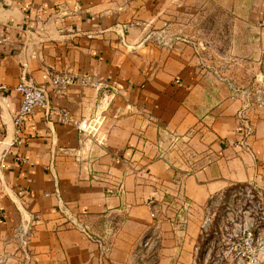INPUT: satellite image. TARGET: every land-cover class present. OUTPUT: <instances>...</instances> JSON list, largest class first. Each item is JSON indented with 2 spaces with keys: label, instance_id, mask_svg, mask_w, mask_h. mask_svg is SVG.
I'll return each instance as SVG.
<instances>
[{
  "label": "crops",
  "instance_id": "crops-1",
  "mask_svg": "<svg viewBox=\"0 0 264 264\" xmlns=\"http://www.w3.org/2000/svg\"><path fill=\"white\" fill-rule=\"evenodd\" d=\"M175 1L0 0V264H131L139 240L160 227L156 264H192L209 200L237 183L264 185V110L245 109L250 151L235 147L245 100L191 46L154 40ZM250 13L264 18V7ZM56 73L100 84L58 94ZM22 80L46 85L50 114L36 107L18 145Z\"/></svg>",
  "mask_w": 264,
  "mask_h": 264
},
{
  "label": "rangeland",
  "instance_id": "rangeland-1",
  "mask_svg": "<svg viewBox=\"0 0 264 264\" xmlns=\"http://www.w3.org/2000/svg\"><path fill=\"white\" fill-rule=\"evenodd\" d=\"M262 7L264 0H176L165 29L153 37L161 43L179 41L191 46L199 65L228 83L232 98L245 100L240 110L248 118V107L264 110V52L258 45L264 18L250 13ZM158 213L162 215V209ZM263 217L262 184L237 183L215 195L201 213L192 264H235L229 252L232 239L243 226L253 224L260 231ZM162 231L161 227L148 231L140 239L142 244L138 242L131 253V264H156Z\"/></svg>",
  "mask_w": 264,
  "mask_h": 264
},
{
  "label": "built area",
  "instance_id": "built-area-1",
  "mask_svg": "<svg viewBox=\"0 0 264 264\" xmlns=\"http://www.w3.org/2000/svg\"><path fill=\"white\" fill-rule=\"evenodd\" d=\"M76 83L82 86H98L100 84V82L96 80L95 74L75 75L69 73H56L50 80V85L58 94L64 93L69 86ZM4 90H7V86L5 84H0V91ZM15 90L20 94V102L14 115L15 138L13 142L20 145L22 143L20 138V134L22 132L21 127L24 119L28 115H31L36 107H41L45 110L47 115L50 114V104L45 84L35 85L22 80L16 85ZM58 111L61 113L60 121L63 123L67 122V111L64 109ZM238 116L240 119V124L237 127L239 139L234 143V146L250 151L247 140L253 133V125L248 118L242 115L241 110L238 112ZM78 128L81 131H85L90 128V125L83 121L78 124ZM56 193H58L57 189ZM259 193L261 194V192ZM58 202L60 203L61 200L58 199ZM157 212L158 209L152 208L150 213L151 217H155ZM70 221L81 231H85V226L79 224L75 218H70ZM180 221L184 223L185 219L181 216ZM17 232L20 249H22V252L26 255L28 252V242L31 232L29 228L25 226L19 228ZM94 240L98 241L97 239ZM141 244L142 240L139 241L138 245ZM99 245L101 253H104L106 250L105 245L101 242H99ZM229 252L232 253L233 258L235 259V264H260L264 258V236H262L258 231L256 232V226L253 224L250 226H243L232 239ZM24 258L28 259L27 256Z\"/></svg>",
  "mask_w": 264,
  "mask_h": 264
}]
</instances>
